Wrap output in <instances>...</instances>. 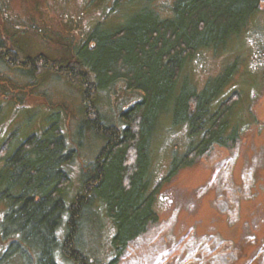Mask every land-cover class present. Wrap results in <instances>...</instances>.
<instances>
[{"label": "trees", "instance_id": "16d2710c", "mask_svg": "<svg viewBox=\"0 0 264 264\" xmlns=\"http://www.w3.org/2000/svg\"><path fill=\"white\" fill-rule=\"evenodd\" d=\"M127 1L132 5L143 1L138 16L130 24L115 23L113 28L98 22L74 47L75 61L66 66L35 60L18 42L10 47L8 42L16 36L0 28V66L20 70L38 82L46 73L65 69L72 84L84 92L78 135L89 130L106 144L96 160L86 164L79 192L70 204L68 166L76 154L68 150L58 112L52 114L41 136H28L16 150H11L16 135L0 144V204L6 208L1 241L11 238L0 264L15 255L27 264H94L92 259L105 254L101 242L106 220L115 229L109 242L112 258L106 264H119L129 244L158 219L154 204L159 187L149 191L150 167L155 131L166 114L176 126L187 127L188 148L181 156L174 152L164 180L207 155L215 144L226 147L236 141L239 125L234 129L231 118L241 96L235 92L220 98L238 63L211 77L201 90L186 80L179 84L191 60L210 49L219 55L240 36L264 0H175L166 17L153 7L155 0H115L113 10ZM214 84L217 92L210 95ZM105 90H118L119 102L140 97L121 112L125 126L103 119L96 103L99 92ZM7 94L6 86L0 85V96Z\"/></svg>", "mask_w": 264, "mask_h": 264}, {"label": "rangeland", "instance_id": "374dc122", "mask_svg": "<svg viewBox=\"0 0 264 264\" xmlns=\"http://www.w3.org/2000/svg\"><path fill=\"white\" fill-rule=\"evenodd\" d=\"M114 1L0 0V28L16 36L15 41L8 40L10 47L18 42L27 56L66 66L75 61L74 47L98 22L112 28L115 23L130 24L143 4L127 1L113 10ZM174 1L155 0L153 7L166 17ZM235 63L234 75L222 89L220 100L235 92L241 96L231 118L234 129L239 125L236 141L226 147L215 144L207 155L164 180L173 155H184L188 148L187 127L176 126L166 114L155 131L150 167L149 191L159 187L154 204L158 219L129 244L119 264H223L224 258L228 260L224 264H264V5L219 55L210 49L191 60L179 85L186 80L201 90L211 77L230 71ZM62 70L46 73L38 82L20 70L0 66V85L10 92L1 95L5 101L1 102L0 144L16 135L11 148L16 150L28 136H41L52 114L58 112L68 150L76 154L68 166L70 204L79 192L86 164L95 161L106 144L89 130L78 135L84 119V92ZM31 82L39 84L32 87ZM216 88L214 84L210 95ZM117 91H100L96 105L103 119L122 127L126 122L121 112L140 97L119 102ZM5 209L0 204V226ZM114 231L106 220L101 242L105 254L92 259L94 264H106L112 258L109 242ZM1 240L0 233V257L11 238L5 243ZM7 264H27V260L15 255Z\"/></svg>", "mask_w": 264, "mask_h": 264}]
</instances>
